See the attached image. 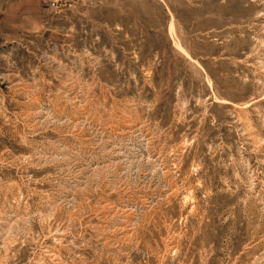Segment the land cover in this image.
<instances>
[{
	"label": "rangeland",
	"instance_id": "1",
	"mask_svg": "<svg viewBox=\"0 0 264 264\" xmlns=\"http://www.w3.org/2000/svg\"><path fill=\"white\" fill-rule=\"evenodd\" d=\"M0 0V264H264V0Z\"/></svg>",
	"mask_w": 264,
	"mask_h": 264
},
{
	"label": "built area",
	"instance_id": "2",
	"mask_svg": "<svg viewBox=\"0 0 264 264\" xmlns=\"http://www.w3.org/2000/svg\"><path fill=\"white\" fill-rule=\"evenodd\" d=\"M76 1L78 0H50L49 8L51 10H61Z\"/></svg>",
	"mask_w": 264,
	"mask_h": 264
}]
</instances>
